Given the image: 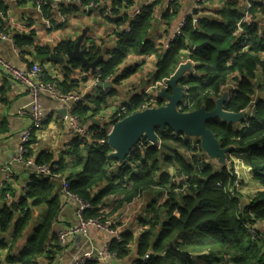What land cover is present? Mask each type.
I'll use <instances>...</instances> for the list:
<instances>
[{
	"label": "trees",
	"instance_id": "obj_1",
	"mask_svg": "<svg viewBox=\"0 0 264 264\" xmlns=\"http://www.w3.org/2000/svg\"><path fill=\"white\" fill-rule=\"evenodd\" d=\"M90 1L82 0L84 6ZM180 1L169 3L172 12L165 14V20L172 22L178 16ZM162 2L156 0L142 11L129 30L117 34V47L108 54L109 59L98 66L102 82L112 80L131 55L155 52L149 36L155 10ZM50 7V4L43 6L47 16L52 14ZM243 11L225 10L226 20L219 25L199 20L196 25L193 17L187 18L182 34L160 57L153 82H162L176 72L189 44H209L193 56L198 61L196 70L199 74L182 80V84L190 89V111L200 109L202 105H206L208 111L214 110L216 104L211 95H222L230 78L241 74L236 78L238 87L232 92L226 110L239 113L253 106L248 126L215 119L208 123V128L222 147L234 146V153L248 156L253 180L264 189V98L253 104L257 92L264 94V85L256 84L258 72L264 71V25L260 22L264 19V0L255 3L250 10L253 26H247L245 33L237 36L234 33ZM234 40L238 41V50L232 59L230 47ZM248 46L250 49L245 52ZM58 50L66 53L67 47L60 46ZM38 52L46 53L47 50L38 49ZM100 56L93 50L86 54L90 63ZM70 64L73 69H87L77 60ZM126 71L119 81L135 74V70ZM73 87L67 86L68 90ZM145 99V95L138 97L134 104ZM157 101L159 106L164 104L162 99ZM89 112V106L82 103L75 109L80 119ZM96 129L99 133L85 138V143L73 141L58 162L50 152H42L36 157L28 146L26 160L33 159L38 166L48 165L51 174L33 176L19 204L6 202L0 211V264H40L41 257L51 264L62 252L57 235H54V225L63 207L62 180L69 183L71 193L91 205L86 211V219L101 215L100 209L112 197L118 199L113 210L117 212L157 189L167 192L163 204L154 198L149 205L148 217L142 220L144 228L138 237L124 233L110 242V252L119 260L128 258L135 251L137 260L134 264H264V238L254 239L246 228L248 223H264V191L249 202L243 201L239 192L235 198L231 197L228 189L233 187L237 177L232 165L216 168L207 162L201 149L193 152L187 138L176 136L167 129L157 130L161 149L151 144L136 148L125 163L112 168L117 163L111 157L113 151L108 144H100L107 141L108 132L103 127ZM169 166L174 167L176 176L168 171ZM7 194H10L9 190L0 195V201L5 202ZM35 212L41 213L40 221L36 220ZM10 233L12 235L7 237ZM178 236L180 238L175 242ZM147 256L151 258L146 260Z\"/></svg>",
	"mask_w": 264,
	"mask_h": 264
},
{
	"label": "crops",
	"instance_id": "obj_2",
	"mask_svg": "<svg viewBox=\"0 0 264 264\" xmlns=\"http://www.w3.org/2000/svg\"><path fill=\"white\" fill-rule=\"evenodd\" d=\"M48 1L0 0V10L6 15L5 20L0 16V34L9 38L6 41L0 40V58L14 68L23 71L39 65L45 79L59 85V97L50 93L41 95L42 113L47 121L42 132L33 135L31 143L28 145L30 150L33 149L36 157L42 152H50L54 154V159L57 162L63 157L66 149L74 140V134L66 117L70 116V108L75 104L71 100L63 101L62 98L76 94L81 95L84 98L82 105L89 106L90 109L88 115L81 118L84 128L94 131L97 130L98 125H101L109 133L115 124L116 113L119 108L134 104L135 99L140 97L139 94L149 90L154 83L153 81L156 80L158 61L162 54H166L170 50H166L165 47L169 44L171 48L172 43L177 38L173 40L178 34L177 29L187 15L196 14L197 17L194 19L196 25L198 20L219 25L226 20V16L224 17L225 10L237 9L240 13L247 6V0H205L203 4L204 0H181L178 16L172 22H168L164 16L168 11L172 12L169 7V3L172 1L163 0L155 10V20L149 36L155 47V52L148 55H131L112 80L101 82L104 84L112 83V88L101 89L94 85L95 77L100 71L98 66L103 61L108 60V54L117 47V34L129 30L132 23L141 16L142 11L152 6L156 0H103L100 8L92 9L91 12H87L82 5L69 3L66 0H52L59 2L58 6ZM260 1L262 0H258L256 3H260ZM38 2L50 4L52 14L50 16L45 15L44 12L41 14L37 9ZM91 3L97 4L93 0L89 4ZM107 11L111 15L109 18L104 16ZM138 12L140 13L138 14ZM47 20L52 24L51 29L46 26ZM263 20H260L262 26L264 25ZM234 34L241 35L238 31V24ZM78 43L81 44L80 50L85 52V58L90 50L101 55L95 62L89 63L85 67L87 69H73L67 52L62 53L58 50L60 46H70L71 49H74ZM204 44L209 45L208 43ZM200 45L202 44H189L188 50L183 53L181 64H186L189 61L195 63V65L193 64L195 69L187 74V78L197 73L198 61L194 60L193 56L195 52H199L197 47ZM38 49H46L47 52L40 54ZM249 49L250 46L244 51ZM48 56H52L54 59L47 61ZM235 56L234 53L233 58ZM57 58L62 59V61H57ZM96 62H98L97 65H94ZM141 69L144 70V75L140 74ZM126 70H135V74L128 79L119 81L121 76L127 72ZM258 74L256 84L262 86L264 85V71L261 70ZM6 75L0 69V195L9 190L10 194L18 197L29 182L27 174L33 170L32 167H27L16 161L21 134L30 124L29 112L32 99L26 85L13 81ZM237 77L240 78L241 74H236L230 78L226 85L227 89L232 90L234 88V91L237 90ZM64 85H66L65 88ZM73 85L74 87L68 90L67 86ZM259 98H264V94L257 92L254 100L257 101ZM147 99L155 98L148 97ZM256 101H253V104ZM251 107L253 111V106ZM169 153L172 154L173 152L170 151ZM229 163L232 166L235 164L236 167H239L240 164L247 166V173L249 172L250 162L247 155L233 153L229 157ZM168 171L172 176L177 175L172 166L168 167ZM257 185L253 180L252 173L246 176L245 184L240 182L238 190L243 196V201L249 202V199L254 197L252 195L259 191ZM240 188H243V193ZM162 192L167 196L166 191ZM154 198H157L158 203H164L162 202L163 195L156 197L154 193L145 194L133 203L114 212L118 199L112 197L99 212L105 213L106 217L116 222V227L121 235L133 233L138 237L144 228L142 220L148 217V207ZM6 202L0 201V211L6 206ZM76 207L74 201H69L68 204L63 205L54 225V235L77 225ZM39 218L38 220H41V216ZM11 235L12 233L8 236ZM77 238L66 250H62L51 264H72L83 254L91 251L92 246L101 248L116 239L94 228L90 229L88 237H81L79 241ZM136 260L137 255L134 251L124 260H109L105 263L95 262L93 264H133ZM40 264L49 263L41 257Z\"/></svg>",
	"mask_w": 264,
	"mask_h": 264
},
{
	"label": "built area",
	"instance_id": "obj_3",
	"mask_svg": "<svg viewBox=\"0 0 264 264\" xmlns=\"http://www.w3.org/2000/svg\"><path fill=\"white\" fill-rule=\"evenodd\" d=\"M69 3H76L78 5L84 6L82 0H66ZM102 1L100 0L99 3L94 4L91 3L87 6H84V8L88 11L90 9H96L99 8L102 5ZM172 2L176 0H170ZM258 2V0H247V6L242 14V19L238 23V31L240 34L245 33L246 27L253 26V16L250 13V10L252 9L253 5ZM43 6H46V2H38L37 9L38 11L43 14L44 9ZM140 12H138L139 14ZM137 14V15H138ZM0 16L5 20L4 13L0 10ZM105 17H109L110 12L107 11L104 15ZM189 17H193L194 19L197 17L196 15H187L182 23L180 24V27L177 29L178 34L173 38V40L180 36L182 34L181 30L184 29L186 25V19ZM46 26L51 29L52 24L49 20L46 21ZM0 40L6 41L9 40L8 36L0 34ZM11 41V40H10ZM247 48V47H246ZM166 50L170 49V45L167 44L165 47ZM195 65V63H193ZM0 69L4 71L13 81L20 82L23 85H26L30 94H31V109L29 112L30 116V124L29 126L22 132L21 134V142L20 146L18 148L17 152V158L16 161L20 164H23L27 167H32V172L27 174L30 179L33 176H39V175H50V167L48 165L38 166L35 164L34 160H26V155L28 154V145L31 143L33 135H35L37 132H40L43 130L44 125L46 124L47 118L43 116L42 108H41V95L43 93H50L53 96L59 97L60 94V87L56 82L53 81H47L44 77L42 68L39 65L33 66L31 69L23 71L18 70L14 68L11 64L6 63L4 60L0 58ZM6 75V76H7ZM168 79L163 80L162 82L153 83L149 90L145 91L144 93L139 94L140 98L141 96L145 95L146 98L148 97H154L155 99H145L144 102L135 105L131 104L130 106L121 107L119 108L118 112L116 113V122H119L123 120L128 115L140 112L148 108L156 107L158 105V101L155 96L154 92L160 91L161 88H166V82ZM100 80V71L95 77L94 85L98 86V83H101ZM234 89V88H233ZM230 90L231 94L234 90ZM153 95V96H151ZM190 89L186 87V99L184 100L181 109L184 111H190L192 105L190 104ZM231 96V95H230ZM63 101L71 100L74 102V106L70 108V116L66 117L68 121H70V126L72 129V132L74 134V141L78 140L83 143H85L84 139H90L91 135L99 133V130H94L91 132V130H87L82 125V121L75 114V109L84 102V98L81 95H70L66 96L65 98H62ZM230 100V99H229ZM128 111H132L130 114H128ZM126 115V116H125ZM118 119V121H117ZM190 140V139H189ZM196 142V146H192L193 152L198 151L201 149L200 144L196 140H191ZM101 145L107 144L106 140L101 141ZM151 144L149 141L147 142H140V144L137 145V149H142L145 146ZM72 146H68L67 149H69ZM135 148V149H136ZM134 149V150H135ZM202 150V149H201ZM204 153V152H203ZM205 155V154H204ZM209 162V160L207 161ZM203 163V161H202ZM123 163H115L112 165L113 167H120ZM237 174V172H236ZM58 177V176H56ZM28 182V183H29ZM216 186H219L217 184ZM240 186V182L236 179L234 183V188L236 192H239L238 188ZM26 187H24L22 193L17 198H14L12 195L7 194L6 195V201L9 205H18L21 198L25 197L26 195ZM235 192V193H236ZM235 193L230 194L231 197L235 198ZM61 196L63 200V205L68 204L69 201H74L77 205L76 207V217H77V225L74 227L69 228L68 230H65L63 232L58 233L57 238L60 246L62 247V250H66L70 244L78 237H88L89 231L91 228H94L98 231L105 232L107 235L114 237L116 239L120 238V233L118 231V228L116 227V222L112 219L106 217V214L101 212V215H99L97 218H85L86 211L91 208V205L85 201H83L78 196L74 195L70 192V186L69 183L65 180H62L61 185ZM242 205H240L241 207ZM246 228H248L250 235L254 239L264 238V223L262 224H252L248 223L246 225ZM257 229L259 235L253 236L252 233ZM151 257L147 256L146 260H149ZM109 260L118 261V257L115 254H112L110 252V243L105 244L101 248L93 247L91 248V251L83 254L80 258L75 260L72 264H90L92 262H102L105 263ZM134 264V263H133Z\"/></svg>",
	"mask_w": 264,
	"mask_h": 264
},
{
	"label": "water",
	"instance_id": "obj_4",
	"mask_svg": "<svg viewBox=\"0 0 264 264\" xmlns=\"http://www.w3.org/2000/svg\"><path fill=\"white\" fill-rule=\"evenodd\" d=\"M48 2L55 6L59 5V2L52 0ZM206 45L198 46L197 50L202 51ZM80 48V43L74 49L67 46L68 59L69 61H80L84 67H87L90 62L86 60L85 52L81 51ZM52 59H54L52 56L46 58L47 61ZM57 61L60 62L62 59L57 58ZM97 63H94V65H97ZM194 69L195 66L191 61L181 64L167 80V87H163L160 91L154 93V96L162 99L164 104L132 113L113 125L107 135V144L113 151L111 156L114 160L120 164L125 163L143 139L148 140L154 147L161 149L162 143L157 135V130L165 131L169 129L176 136L196 140L209 162L216 168L222 169L230 166L229 157L235 152V147H222L220 140L208 128V123L219 119L223 123L238 126L252 114V107L239 113L227 111L226 105L229 103L231 92L226 89L220 98L215 100L216 107L214 110L208 111L206 105H202L197 110L183 111L181 106L186 99V86L182 84V80L186 79L187 74L193 72ZM98 87L110 89L112 83H98ZM178 177L180 178L181 175L178 174ZM35 218L36 220L38 218L36 212ZM179 238L180 236L176 238L175 242H178ZM77 239L79 241L81 237L78 236Z\"/></svg>",
	"mask_w": 264,
	"mask_h": 264
},
{
	"label": "rangeland",
	"instance_id": "obj_5",
	"mask_svg": "<svg viewBox=\"0 0 264 264\" xmlns=\"http://www.w3.org/2000/svg\"><path fill=\"white\" fill-rule=\"evenodd\" d=\"M170 5V4H169ZM100 8V7H99ZM86 10V9H85ZM90 10H92V9H90ZM87 11V10H86ZM89 11V10H88ZM87 11V12H88ZM90 12V11H89ZM241 21V20H240ZM219 26H217V28H218ZM183 30H181V32H182ZM238 50V41L237 40H234L233 42H232V45H231V47H230V51H231V58H233V54L236 52ZM263 59H264V57H263ZM140 74L141 75H144V70L143 69H141L140 70ZM155 93V92H154ZM220 96H221V94L220 95H211V98L215 101L216 99H218V98H220ZM126 106H130V105H125V106H122V107H126ZM244 111V110H243ZM113 115V114H112ZM252 116V114H250L249 116H248V118H246L243 122H241V126H248V123H249V118ZM69 124H70V121H69ZM45 126V125H44ZM71 127V126H70ZM97 127H102L101 125H98ZM44 129V128H43ZM98 130V129H97ZM42 132V131H41ZM74 141V140H73ZM148 141V140H147ZM186 141L187 142H189V143H191L190 145L191 146H196V142L195 141H191V140H189V139H186ZM72 145H73V142L71 143ZM70 144V145H71ZM152 145V144H151ZM113 153V152H112ZM233 154V153H232ZM112 155V154H111ZM112 157V156H111ZM67 161H70V159L67 157ZM230 164V163H229ZM229 167H231V165L229 166ZM233 169L237 172V177H236V179L239 181V182H244V184H245V180H246V176L248 175H251V173H252V169H251V167H248V173H247V166H243L242 164H240V166L239 167H236L235 166V164L233 165ZM249 179L251 180V178L249 177ZM217 187H222V185H219V186H217ZM257 187H258V192H255V194H253L252 196H255V195H257L259 192H263L264 191V189H261V187L259 186V185H257ZM260 187V188H259ZM241 189V192L243 193L244 191H243V188H240ZM236 191H235V188H234V185H233V187L231 188V189H228V193L229 194H232V193H235ZM239 192H240V190H239ZM237 193V192H236ZM235 193V194H236ZM154 194L156 195V197L158 196V195H163V200H162V202H165V200L167 199V196H166V194L164 193V192H161V190L160 189H157V191H154ZM36 213H38V212H36ZM39 214V213H38ZM43 214V213H42ZM41 216V213L38 215V218H37V221H38V219H39V217ZM36 221V222H37ZM40 221V220H39ZM35 225V224H34ZM33 225V226H34ZM31 231V230H30ZM252 235L253 236H258L259 235V233H258V231H257V229L252 233ZM7 237H9L8 235H7Z\"/></svg>",
	"mask_w": 264,
	"mask_h": 264
},
{
	"label": "clouds",
	"instance_id": "obj_6",
	"mask_svg": "<svg viewBox=\"0 0 264 264\" xmlns=\"http://www.w3.org/2000/svg\"><path fill=\"white\" fill-rule=\"evenodd\" d=\"M108 135V134H107Z\"/></svg>",
	"mask_w": 264,
	"mask_h": 264
}]
</instances>
